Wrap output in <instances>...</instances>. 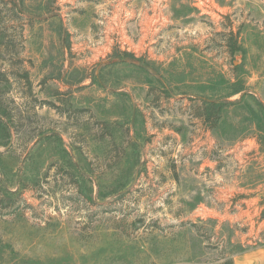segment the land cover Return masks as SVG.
<instances>
[{
	"label": "rangeland",
	"instance_id": "1",
	"mask_svg": "<svg viewBox=\"0 0 264 264\" xmlns=\"http://www.w3.org/2000/svg\"><path fill=\"white\" fill-rule=\"evenodd\" d=\"M0 264H264V0H0Z\"/></svg>",
	"mask_w": 264,
	"mask_h": 264
},
{
	"label": "trees",
	"instance_id": "2",
	"mask_svg": "<svg viewBox=\"0 0 264 264\" xmlns=\"http://www.w3.org/2000/svg\"><path fill=\"white\" fill-rule=\"evenodd\" d=\"M208 119H209V116L207 115V120H208ZM215 121H216V120H214L213 126L215 125Z\"/></svg>",
	"mask_w": 264,
	"mask_h": 264
}]
</instances>
